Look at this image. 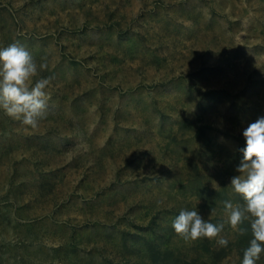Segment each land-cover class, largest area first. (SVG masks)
<instances>
[{
	"label": "rangeland",
	"instance_id": "1",
	"mask_svg": "<svg viewBox=\"0 0 264 264\" xmlns=\"http://www.w3.org/2000/svg\"><path fill=\"white\" fill-rule=\"evenodd\" d=\"M16 41L53 80L37 128L0 112V264H241L223 201L264 116V0H0ZM196 207L227 247L174 232Z\"/></svg>",
	"mask_w": 264,
	"mask_h": 264
},
{
	"label": "clouds",
	"instance_id": "2",
	"mask_svg": "<svg viewBox=\"0 0 264 264\" xmlns=\"http://www.w3.org/2000/svg\"><path fill=\"white\" fill-rule=\"evenodd\" d=\"M47 63L33 59L27 48L16 41L0 47V112L33 129L46 118L51 100L49 88L53 77H41ZM244 147L241 159L230 177L229 185L239 201H223L231 228L243 233L239 226L248 222L252 238L243 251L241 264H257L264 253V116H259L242 131ZM184 241L200 238L216 239L221 247L229 240L220 236L224 224H214L199 209L180 210L171 224Z\"/></svg>",
	"mask_w": 264,
	"mask_h": 264
}]
</instances>
